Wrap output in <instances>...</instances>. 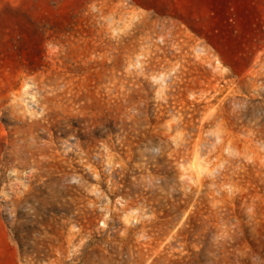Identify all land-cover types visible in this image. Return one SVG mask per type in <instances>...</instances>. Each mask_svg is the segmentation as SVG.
<instances>
[{"label": "rangeland", "instance_id": "obj_1", "mask_svg": "<svg viewBox=\"0 0 264 264\" xmlns=\"http://www.w3.org/2000/svg\"><path fill=\"white\" fill-rule=\"evenodd\" d=\"M0 264H264V0H0Z\"/></svg>", "mask_w": 264, "mask_h": 264}]
</instances>
